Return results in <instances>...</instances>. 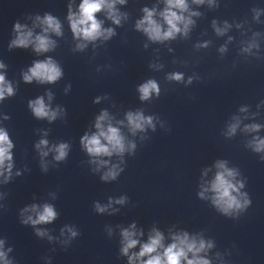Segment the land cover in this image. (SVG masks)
Here are the masks:
<instances>
[{"label":"clouds","instance_id":"1","mask_svg":"<svg viewBox=\"0 0 264 264\" xmlns=\"http://www.w3.org/2000/svg\"><path fill=\"white\" fill-rule=\"evenodd\" d=\"M209 6H219L215 4V0H207ZM126 0H80L77 10H73L74 0H70L67 6V16L73 39L78 41L75 46V51H83L89 43H95L97 40L107 41L116 33L114 28L103 26L104 21L97 18V14L104 12L106 19L110 20L114 25L120 26L121 21L127 19V14L121 13L116 5H124ZM205 0H192V4L202 5ZM164 7L157 11V7L142 8L143 16L135 22V29L142 32L149 41L163 43L176 39L177 35L187 37L191 26L195 21L193 16H200L197 11L190 8L188 0H163ZM255 15L254 19L258 20L261 15V9L254 8L252 10ZM31 19V17H29ZM240 27L239 24L236 25ZM39 27L41 31L36 33L34 29ZM212 27L217 36H224L231 25L227 21L224 26L220 27L214 20ZM14 38L8 44V49H28L37 56L53 51L57 47L56 40L51 38L54 34L57 37L63 35V25L61 21L50 13H45L42 17L36 15L32 27L26 23L16 21L13 25ZM261 34L253 33V39L242 41L244 45L241 48L242 53L252 55L253 49L257 51L260 48L259 42L255 37ZM233 37L229 36L228 41L231 42ZM209 42L196 45L197 48L208 47ZM147 47V45H145ZM171 51V49H169ZM221 53L227 51V44L219 48ZM259 58V57H258ZM150 68L159 70L163 65L150 64ZM6 64L0 61V103L8 98L16 95L17 85L13 81L6 78ZM64 75L59 63L51 56L44 59L34 60L32 65L26 71L21 72L22 81L25 84L33 82L43 84H54ZM194 76L187 78V84H191ZM167 81L184 82V74L182 72H172L167 74ZM71 89V84L65 87L67 93ZM139 100L142 102L150 101L153 97L159 98L161 95V87L155 79H148L146 82L137 87ZM48 102H45L44 96H38L35 99H30L27 102V107L32 116L37 120H47L49 123L57 120L62 114H65V109L57 106L52 108L51 101L53 94L49 91L46 93ZM101 97H96L94 103H99ZM264 106V100L257 104V108ZM241 113H247V107L239 109ZM259 112L251 114V117L245 116L243 119L255 118ZM10 117L3 116V120L7 121ZM232 122L227 125V131L224 133L227 137H232L241 128L242 118L239 115L231 117ZM157 122L161 128L165 127L163 121L155 115H145L143 109L136 111H127L123 120H115L107 110H102L95 117V131H85L80 137V145L82 150L90 159L88 163L95 165L94 172H100L101 169H106L100 176L103 182L116 181L124 171L125 164L123 159L124 154L134 155L136 143L127 139L122 131V128H127L128 133L136 136L137 133H145L148 129L156 130ZM264 124L248 123L244 124L241 129L244 133H258ZM48 131H43L42 138L35 143L34 147L40 157L41 171H48V163L45 161L50 153L53 155V160L57 163L64 162L69 156L70 144L68 142H59L49 144L46 138ZM147 137L142 136L141 139ZM254 153L261 154L260 159L264 161V137L253 135L251 140L246 145ZM15 144L10 138V134L6 127L0 126V185L9 184L15 177L21 175L19 170L14 172L15 161L13 149ZM113 156L119 157L118 163H111ZM217 169L214 178L207 182V185H202V191L199 192L201 199H210L215 209L222 215L234 219H238L250 206L251 199L246 191H241L245 188L246 178L244 180L237 179L239 172L235 168H229L227 161L218 160L215 164ZM207 173H205L206 175ZM211 193L210 197L205 194ZM53 199L56 198V193H50ZM6 197V193L0 192V200ZM127 196H120L118 199L109 197L107 204L94 202V211L97 214L113 215L119 209L113 208V203L123 205L127 201ZM3 207V205H0ZM59 213L56 207L51 203L42 205L31 204L20 209V223L24 226H31L34 233L39 238L47 237L49 242H58L62 247H67L76 239L80 233L75 225L65 224L60 229L59 237H54L46 228L39 227L53 223L58 218ZM109 237L112 235L111 227L107 228ZM120 256L127 258V264H213L212 259L208 257V253L214 247L212 240H206L200 234L190 235L188 231L180 230L169 232L166 242L164 233L156 228H152L148 234L146 241H142L144 236L142 229H138L135 222L128 227L120 228ZM63 238V239H61ZM5 240L0 239V264H15L13 258H9V253L13 251L12 247L5 249ZM138 249V250H137ZM217 258H221V264H228L222 260V254L216 253ZM47 264H51V258H44Z\"/></svg>","mask_w":264,"mask_h":264}]
</instances>
